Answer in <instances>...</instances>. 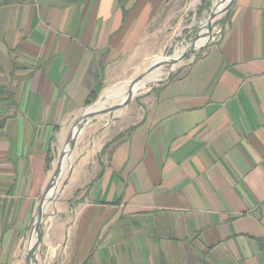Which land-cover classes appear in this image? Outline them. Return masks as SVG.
I'll list each match as a JSON object with an SVG mask.
<instances>
[{
	"label": "crops",
	"instance_id": "crops-1",
	"mask_svg": "<svg viewBox=\"0 0 264 264\" xmlns=\"http://www.w3.org/2000/svg\"><path fill=\"white\" fill-rule=\"evenodd\" d=\"M177 3L0 0V264L26 263L75 121ZM224 25L131 114L83 125L40 264H264V0Z\"/></svg>",
	"mask_w": 264,
	"mask_h": 264
},
{
	"label": "rangeland",
	"instance_id": "rangeland-1",
	"mask_svg": "<svg viewBox=\"0 0 264 264\" xmlns=\"http://www.w3.org/2000/svg\"><path fill=\"white\" fill-rule=\"evenodd\" d=\"M180 2V5L177 3V6L181 7L167 10L170 15L165 18V24L160 26L161 31L159 33V39L151 42L150 55L147 57L145 56L142 62L137 65L123 80L118 82L116 85L109 86L98 98H96L94 103L98 102L97 111L101 109H108L114 104L123 103L126 98V93L129 91L126 89L130 88L126 87L121 89V86L126 82H132L133 79L146 74L148 70L161 59L173 58L175 56L180 58L184 54L183 52L188 47V44L198 36H203L206 30H208L207 21L214 14V12L216 11V14H221L225 4L227 3L226 0L223 4L222 0H180ZM226 16L227 13L225 11V13H222V15L215 20L211 28L210 37L207 40L201 44H195L194 46L192 44L189 47L186 53H189L191 49L193 52H191L184 61L177 65L166 63L156 69L154 72H156L159 78L156 82H149L144 88L134 92V98L130 101L128 107L117 110L114 115H103V117H99L95 120L104 122L105 120H111L110 116H113L114 118L118 116H125L127 113L131 114V112H133L136 108V103L139 99H141L145 92L163 84L171 78V75L175 74L178 70L186 67L188 64L201 56L209 45H211L223 32ZM170 73L171 75H169ZM65 147L66 146H64V149ZM63 151L64 150H62V152ZM63 177L65 176L63 175ZM63 183L64 180L60 181L58 187H62ZM41 258H43V253L39 248L36 254L38 264H40ZM24 264H27V262Z\"/></svg>",
	"mask_w": 264,
	"mask_h": 264
},
{
	"label": "water",
	"instance_id": "water-1",
	"mask_svg": "<svg viewBox=\"0 0 264 264\" xmlns=\"http://www.w3.org/2000/svg\"><path fill=\"white\" fill-rule=\"evenodd\" d=\"M222 3H225V0H222ZM230 6H231V2H229L228 6L225 9L226 13L228 12ZM216 19H218V15L216 14V11H215L214 14L207 21V25H208L207 26V28H208L207 36L208 37H210L211 28H212L213 23L215 22ZM199 38H200V36H198L196 39H194L192 41L193 46L199 41ZM191 52H193L192 49L190 50L189 53L184 52V54L178 59H171L170 58L171 60H169L168 62H164V63L160 62L158 64H154L148 70V72L146 74L139 76V77L135 78L134 80H132L131 90L129 92L128 98L123 103L114 104L108 109H101V110L96 111V112H90L89 110L94 108L98 104V102H95L94 104L87 107L84 112L81 113L80 117L74 123V126L71 130V133H70L69 140L66 144V147H65L64 151L60 154L59 165H58V167L54 173L53 178L50 180L49 185H48L47 189L45 190V193H44L42 200L39 204V208H38V212H37V218H36L34 228H33V232L35 235V243L32 245V247L30 248V250L27 254V257H26L27 264H38L37 259H36V254H37V251L39 250V248L41 246V242H42V227L44 224L45 214H46L48 206L51 203L53 195L55 194L54 193L55 189L58 190L57 186L60 183L62 176L65 172L64 165L66 163H68V161H69V158H70V156H71V154L75 148L77 139L81 133L83 125L87 124L92 119H95L97 117H101L103 115H114V113L117 110H121V109H124L125 107H127L129 105L130 101L134 98L133 88L135 86H137L140 82H142L150 72L155 71L156 69L160 68L161 66L165 65L166 63H169L171 65H175V64L177 65V64L181 63L182 61H184L189 56V54ZM169 75H171V73ZM111 117H113V116H111Z\"/></svg>",
	"mask_w": 264,
	"mask_h": 264
},
{
	"label": "bare ground",
	"instance_id": "bare-ground-1",
	"mask_svg": "<svg viewBox=\"0 0 264 264\" xmlns=\"http://www.w3.org/2000/svg\"><path fill=\"white\" fill-rule=\"evenodd\" d=\"M229 2H231V0H227V3L225 4L226 6H225V8H224V10H223L222 13H225V9H226V7L228 6ZM222 13H221V14H217L218 17H220V16L222 15ZM207 33H208V30H206V32L204 33V35L201 36V37L199 38V41H198L196 44H201V43H203L205 40H207V39L209 38V37L207 36ZM192 44H193V43L190 42V43L188 44V47L184 50V52H186ZM184 52H183V53H184ZM171 59H178V57L175 56V57H173V58H171ZM171 59H170V58H166V59L164 58V59H161L160 61H158V62L155 63V64H158V63H160V62H162V63H164V62H168V61L171 60ZM155 73H156V72H154V71L150 72V73L147 75V77H146L142 82H140L137 86H135V87L133 88V92H136V91L142 89V88L145 87L146 84H148L149 82H156V80L159 78V76H158L157 74L155 75ZM126 87H129L130 89H129V91H127L128 93H127V95H126L125 100L128 98L129 92H130V90H131V82H126L125 84H123V85L121 86V89L126 88ZM124 95H125V93H124ZM125 100H124V101H125ZM97 108H98V104H97L94 108L90 109L89 111H90V112H96V111H97ZM64 168H65V172H66V169H67V163L64 165ZM58 186H59V184H58ZM58 186H57V187H58ZM56 190H57V189H55L54 193L56 192ZM34 243H35V236H34V238H33V243H32V245H33Z\"/></svg>",
	"mask_w": 264,
	"mask_h": 264
},
{
	"label": "built area",
	"instance_id": "built-area-1",
	"mask_svg": "<svg viewBox=\"0 0 264 264\" xmlns=\"http://www.w3.org/2000/svg\"><path fill=\"white\" fill-rule=\"evenodd\" d=\"M223 33V32H222ZM222 33H221V35L218 37V38H220L221 36H222Z\"/></svg>",
	"mask_w": 264,
	"mask_h": 264
},
{
	"label": "trees",
	"instance_id": "trees-1",
	"mask_svg": "<svg viewBox=\"0 0 264 264\" xmlns=\"http://www.w3.org/2000/svg\"><path fill=\"white\" fill-rule=\"evenodd\" d=\"M96 100V99H95Z\"/></svg>",
	"mask_w": 264,
	"mask_h": 264
}]
</instances>
